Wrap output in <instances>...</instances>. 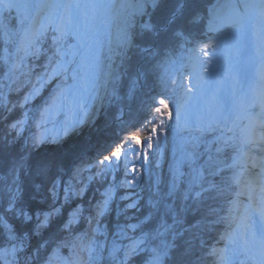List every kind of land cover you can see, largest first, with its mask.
Returning a JSON list of instances; mask_svg holds the SVG:
<instances>
[{
    "label": "snow or ice",
    "instance_id": "1",
    "mask_svg": "<svg viewBox=\"0 0 264 264\" xmlns=\"http://www.w3.org/2000/svg\"><path fill=\"white\" fill-rule=\"evenodd\" d=\"M0 122V264H264V0H0Z\"/></svg>",
    "mask_w": 264,
    "mask_h": 264
},
{
    "label": "trees",
    "instance_id": "2",
    "mask_svg": "<svg viewBox=\"0 0 264 264\" xmlns=\"http://www.w3.org/2000/svg\"><path fill=\"white\" fill-rule=\"evenodd\" d=\"M157 91H158V89H157ZM144 92H148L150 95L155 94L154 92H150L149 88H145L142 92L137 94V97L135 99L128 98L124 104H118L117 105L118 107L123 108L124 113H125V119L128 118L129 114H131L132 116H134L138 120L143 119L144 113L140 111V107H141V101L146 99V97L144 96ZM45 94H47V93H45ZM19 115H20V112L16 111V112L12 113L8 117V119L9 120H15ZM153 116L154 115L152 113V116H149L148 118L152 119ZM38 118L39 117L37 116V119ZM107 118L109 120L111 119V113L107 114ZM5 123L6 122H0V138L4 137V133H5L4 124ZM142 131H143V129H140V128H129L128 131L126 133H124V135L140 134ZM144 134H146V133H144ZM88 135H89V133L86 132L85 136H88ZM162 144H164L163 137H162ZM171 146H172L171 133H169L168 137H167V143L164 144L165 152H166L168 159H171ZM165 171H166V168H165ZM117 178L119 179L121 177L118 176ZM143 183L145 185V188H147V186H148V174L147 173L144 174ZM98 187H99L98 185L94 184V185H92L91 189L88 191L87 199L89 201L94 202L95 197H96V191H97ZM124 191L125 190H123V189L119 190L117 192V196L123 195ZM141 195L146 196V193H141ZM122 203L123 202L120 201L119 199L116 200L115 204L113 205V209H114L113 212L110 213L104 221L105 225H108V224L114 225L115 222L119 219V214H118V212L115 211V209L119 208L122 205ZM86 228H87V225L85 224L82 228H79L78 231H84ZM70 252H71L70 249H63L62 255L68 256L70 254Z\"/></svg>",
    "mask_w": 264,
    "mask_h": 264
},
{
    "label": "rangeland",
    "instance_id": "3",
    "mask_svg": "<svg viewBox=\"0 0 264 264\" xmlns=\"http://www.w3.org/2000/svg\"><path fill=\"white\" fill-rule=\"evenodd\" d=\"M12 15L14 16L15 15V13L13 12L12 13ZM249 71H251V70H249ZM153 95H155V94H153ZM175 107V105H173V108ZM153 115L155 116V113L153 112ZM39 119V118H38ZM61 120H63V119H71V117L69 116V117H62V118H60ZM59 125H57V127H58ZM47 127L48 128H52L53 127V125L52 124H49V125H47ZM174 129H175V125L173 126V130H172V132H171V140H172V142H173V136L175 135V131H174ZM131 135H133V134H127L126 136H131ZM146 135V134H145ZM172 146H173V143H172ZM172 146H171V149H172ZM64 256V255H63ZM64 257H68V258H70L73 262H74V264H88V256H87V253L86 252H79V253H77L76 255H74L73 253H72V251L70 252V254L67 256V255H65Z\"/></svg>",
    "mask_w": 264,
    "mask_h": 264
},
{
    "label": "bare ground",
    "instance_id": "4",
    "mask_svg": "<svg viewBox=\"0 0 264 264\" xmlns=\"http://www.w3.org/2000/svg\"><path fill=\"white\" fill-rule=\"evenodd\" d=\"M221 63H222V61H221Z\"/></svg>",
    "mask_w": 264,
    "mask_h": 264
}]
</instances>
